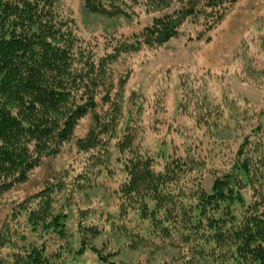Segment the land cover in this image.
<instances>
[{
	"label": "trees",
	"instance_id": "obj_1",
	"mask_svg": "<svg viewBox=\"0 0 264 264\" xmlns=\"http://www.w3.org/2000/svg\"><path fill=\"white\" fill-rule=\"evenodd\" d=\"M172 1L177 6L93 58L77 45L69 19L58 13V0H0V199L25 182L44 157L57 154L73 138L80 119L90 114L94 122L75 142L88 155L82 171L70 176L74 168L69 166L49 176L41 189L12 201L0 224V264H75L87 250L102 264H123L113 259L116 250L106 241L92 242L102 232L96 214L138 243L174 249L184 264H264V125L259 119L231 150L228 169L208 184L198 160L184 149L163 153L158 165L139 146L130 112L121 137L111 142L122 117L124 77L114 82L110 69L117 56L142 44L165 43L186 20L209 29L237 0L144 4L164 10ZM123 2L84 0V7L113 17L125 13ZM197 101L199 121L222 114L219 103L203 96ZM242 113L249 114L248 120L255 115ZM115 170L120 174L112 190L118 200L115 212L107 210L109 204L97 211L72 200L74 189L68 186L74 183L68 180L91 187L100 173L109 180ZM69 207H76L77 247L67 226Z\"/></svg>",
	"mask_w": 264,
	"mask_h": 264
},
{
	"label": "rangeland",
	"instance_id": "obj_2",
	"mask_svg": "<svg viewBox=\"0 0 264 264\" xmlns=\"http://www.w3.org/2000/svg\"><path fill=\"white\" fill-rule=\"evenodd\" d=\"M122 1L125 13L113 17L88 11L84 0H58V13L69 19L77 45L98 58L121 39L138 33L153 17L177 6L172 1L162 10L145 5L144 0ZM202 30L199 22L186 20L165 43L142 44L117 56L110 69L114 82L119 76L124 77L120 90L122 117L116 123V137L111 142L121 137L131 113L129 124L138 131L139 146L158 165L164 159L163 153L184 149L198 160V170L204 172V183L208 184L216 174L228 169L231 150L250 132L254 119L264 125V0H237L217 24ZM195 94L198 99L193 98ZM202 96L207 102L219 103L222 114L214 115L215 118L204 115L199 121L195 116L200 110L196 100ZM101 97L97 93V98ZM245 109L255 113L252 120L247 119L249 114L242 113ZM92 124L90 114L80 119L73 138L63 143L57 154L44 157L28 173L25 182L4 193L0 199V224L12 201L41 189L46 179L69 166L74 168L70 176L83 170L88 155L79 152L75 142ZM100 174L91 187L88 183H80L79 187L73 178L68 180L74 183L68 186L74 189L72 200L80 207L90 206L97 211L106 210L104 206L109 204L107 210L115 212L118 200L112 190L118 185L120 174L117 171L109 180ZM70 207L67 226L77 247L76 207ZM94 216L102 232L91 240L98 245L106 241L111 251L116 250L113 259L123 264H184L174 249L138 243L120 232L110 219ZM75 264L102 262L87 250L76 257Z\"/></svg>",
	"mask_w": 264,
	"mask_h": 264
}]
</instances>
